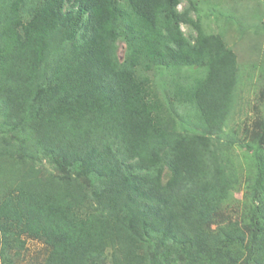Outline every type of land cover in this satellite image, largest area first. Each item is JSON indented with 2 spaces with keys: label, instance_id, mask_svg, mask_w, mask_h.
Listing matches in <instances>:
<instances>
[{
  "label": "trees",
  "instance_id": "obj_1",
  "mask_svg": "<svg viewBox=\"0 0 264 264\" xmlns=\"http://www.w3.org/2000/svg\"><path fill=\"white\" fill-rule=\"evenodd\" d=\"M183 1L0 0V264L24 234L44 264H264V149L248 221L211 227L239 182L220 140L238 57ZM141 66L206 68L174 94L201 132L177 130Z\"/></svg>",
  "mask_w": 264,
  "mask_h": 264
},
{
  "label": "rangeland",
  "instance_id": "obj_2",
  "mask_svg": "<svg viewBox=\"0 0 264 264\" xmlns=\"http://www.w3.org/2000/svg\"><path fill=\"white\" fill-rule=\"evenodd\" d=\"M202 17L207 33L220 34L226 44L237 54V80L233 92L234 104L228 112L225 127L220 140L235 139L229 154L234 161L239 182L234 185L230 197L215 213L211 222L214 228L227 221H248L252 206L250 192L257 173L258 152L264 149V0H193ZM188 6L184 0L180 5ZM195 18L196 14L193 12ZM183 31L189 35L194 31L186 24ZM119 54L123 56L124 45L120 44ZM203 67H155L150 71L144 66L139 69L141 77L152 80L153 93L159 100L171 108L177 130L198 129L192 121L194 113L187 103L174 97L175 89L189 87L198 78L205 75ZM177 81V82H175ZM2 114L0 112V120ZM186 119H185V118ZM201 128L198 129L201 132ZM36 150V143L29 140ZM37 151V150H36ZM42 174L62 173L56 171L49 160L39 163ZM65 171H69L67 168ZM0 175V180H5ZM89 185H92L91 179ZM4 193V184L0 181V202ZM24 249L10 248L4 257L13 264H44L50 248L39 239L24 234ZM3 259V257H2ZM103 264H113L108 252Z\"/></svg>",
  "mask_w": 264,
  "mask_h": 264
}]
</instances>
